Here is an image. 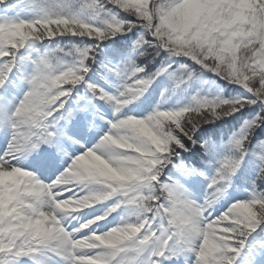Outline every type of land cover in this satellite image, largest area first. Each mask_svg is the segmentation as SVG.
<instances>
[{"label": "snow or ice", "instance_id": "6c2138e0", "mask_svg": "<svg viewBox=\"0 0 264 264\" xmlns=\"http://www.w3.org/2000/svg\"><path fill=\"white\" fill-rule=\"evenodd\" d=\"M135 19L112 17L101 20V0H26L34 17H0V89L7 88L9 74L17 66V53L25 45L56 37H87L97 43L87 47L72 45L77 59L66 63L50 49L31 61L30 73H20L27 90L10 102L0 97V126L10 129L6 149L0 153V264H19L22 258L33 264H46L50 253L65 264H159L167 253L175 256L188 246L194 251V264H236L248 238L264 224V194L233 202L222 214L207 219L204 213L223 195L227 182L240 167L247 144L256 128L264 125V112L245 121L228 142L230 155L220 159L208 183L203 203L189 198L182 178L203 176V172L181 159L199 144L204 153L214 156L217 146L200 142L201 125L238 113L246 105L264 104V0H107ZM8 8L9 0H0ZM99 21V24L97 23ZM139 24L144 29L133 51L148 55V45L156 52L166 50L169 57H187L205 69L242 86L253 99H208L192 97L178 109L159 107L146 117L128 115L110 122V130L91 149L71 158L70 165L53 182H41L32 172L16 166L17 155L45 150L34 157L37 168L55 163L57 152H64L63 137L78 143L76 134H67L61 121L70 122L83 109L66 107L72 90L86 84L93 96L111 102L114 112L138 99L157 77L168 74L174 85L193 79L187 65L169 72L171 64L154 73L137 65L131 57L118 65L102 64L120 82L118 94L85 80L95 62L96 47L107 39L131 31ZM150 35L151 40L145 37ZM27 60L28 57H22ZM256 154L260 177L264 178V141ZM66 154V153H65ZM171 166L176 177L161 182L163 169ZM77 185L96 186L86 194L60 198ZM120 199L105 213L72 232L62 224L60 214L78 210L112 198ZM121 204L132 206L136 222H124L103 233L76 237L106 219ZM199 243L191 248L192 238ZM175 246V247H174ZM264 250V240L248 247Z\"/></svg>", "mask_w": 264, "mask_h": 264}, {"label": "rangeland", "instance_id": "374dc122", "mask_svg": "<svg viewBox=\"0 0 264 264\" xmlns=\"http://www.w3.org/2000/svg\"><path fill=\"white\" fill-rule=\"evenodd\" d=\"M13 4L16 5V7L8 8L5 6H0V17H3L4 15H7L8 17L19 16L20 18H25V19L34 17L35 13L30 7L26 6V0H9V5H13ZM121 36L122 35L115 36L110 39H113V38L117 39V38H120ZM74 38L84 39V41L88 42V44L89 42L94 41V40L88 39L87 37H73L72 38V36H67V37L64 36V37H56L53 40L46 39L42 42H49V41L52 42L56 39L64 40L65 42H70V41H73ZM110 39H107V40H110ZM35 43L36 42L25 45L24 48L18 51L17 66L13 68V71L9 74L10 79L7 82L6 90L0 89V97L6 96L10 102L15 103L16 100H18V98L23 94L22 90L23 92L27 90V84L22 83L20 80V73L21 72L30 73L33 68V64L31 63V61L38 58L39 55H43L45 52L48 51V49L38 50L37 48L34 47ZM75 45L77 47L83 48V46H80L79 44L78 45L75 44ZM63 49L65 51L62 53H58V55L66 63L75 62V60L78 58L77 55L68 54L72 52V46H70L68 49H65V48ZM22 57H28V59L22 60L21 59ZM109 65H112V64H109ZM110 77L116 78L112 73H109V72L98 73L93 67H91V71L87 74V76L85 77V80L89 83L95 84L98 87L104 89L106 92H108L111 95H117L118 88H115L114 85H111L109 81ZM159 77H157L156 80ZM228 84L231 85L235 89L241 88L243 93L246 94V96H248L250 100L253 99L252 94L248 93L247 90L244 89L242 86L232 83L231 81L228 82ZM81 87L82 88L80 89V91H76L75 93H72L71 98L68 100L66 107L75 108L77 106H80L83 110L76 112L74 114V118L70 122L66 123L65 121H61V125L64 126L65 132L67 134H76L79 142L73 144L70 141H67L66 136L63 137L62 139L65 141L64 152L56 153L55 163L50 167L37 168L32 163L34 157L38 156L41 152H44L45 150H47L48 152L54 151L48 146L44 147L42 150L38 149V150L29 152L26 154L25 153L21 154L23 156L22 157L23 161L31 163V169H28V171L34 174V170H37L41 173L39 176L35 175L39 180H41V182H44V183L53 182L62 172H64L67 169V167L70 165L71 158L73 156H75L76 154L80 152H83L85 149H91L97 143H99V141L102 139V136L109 132L110 122H113L117 119L114 113L108 112L107 108H104V106L97 105V103L94 100L93 93L92 92L88 93L87 91L88 87L86 84L82 83ZM150 88L152 87H149L142 96H140L138 99H136L135 101H133L132 103L126 106L129 112L126 113L125 116L132 115L136 117H146V114L142 112L141 107L143 106L144 102L147 99H149L151 95ZM200 98H205V97L201 96ZM237 98L238 96L236 98L232 97L231 99H237ZM257 103H259L260 106L264 109V104H261L259 101H257ZM257 103L246 105L243 109H241L240 112H242V110L244 111L247 110L248 108H250V106L254 107L253 105H256ZM233 115H230V116H233ZM230 116H225V118L230 117ZM248 120L249 119L243 120V124L245 123V121H248ZM238 132H239V128L236 130V135L238 134ZM9 139H10V134H9L7 141H5L4 146L0 147V152H2L4 147H7ZM75 144H79V146H74ZM56 166L58 167L55 168ZM176 174L177 173L172 168L167 167L163 169V174L160 178L161 182L167 183L168 182L167 177L168 176L175 177ZM235 174L232 177H234ZM231 180L232 178L228 182H230ZM182 183L184 184L187 190V195L189 196V198L195 200L198 203L204 202L207 192L201 190L199 181H197L196 176L182 178ZM192 183H193V187H189V185ZM95 188L96 186L85 187L83 185H77L73 187L71 191L64 193L63 196L60 198L70 197L74 194L83 195V194H86L90 190H94ZM230 189L231 187L229 183H227V186L224 188L223 195H221L216 200V202L211 207H209L207 211L204 213V216L207 219H212L213 217L219 216L233 203L231 200H227L228 198L232 199V194L229 195V197H227L229 194L228 191ZM248 191L250 193L251 198L253 195H257L254 193L253 188H248ZM232 193L234 194L235 191H232ZM119 199H120L119 197L112 198L107 201L98 203L94 205L93 207L78 210L71 214H60L62 224L66 227V230H68L69 232H72L73 229L79 228L80 225H82L83 223L89 220H92L96 217L102 216L105 213V211L109 207L113 206ZM131 207L132 206H128L126 204H121V206L117 208L116 211L108 215L106 219L99 220L97 223L90 225L88 229H84L81 232L75 233V236L78 238L81 236H86L89 233H93V232L103 233L107 230H110L112 227L118 226L124 222H136L138 217L133 216L131 214L130 212ZM261 226L262 224L248 238V246H246L241 251L240 255L237 257L236 264H264V250L254 249L251 254H249V251H248V247L254 244L257 240H264V236L262 237L259 236L261 228H262ZM198 243H199L198 238L193 237L191 241V248H195V246ZM45 256H47V258L45 259L46 264H65L64 261L60 260L58 257H55L54 255L50 253L46 254ZM147 258H148V253L142 254L140 257L141 264H143V262L147 260ZM153 259H158L159 264H194L196 256H195L194 251H191L188 246H185L183 250L180 251L175 256L171 255V253L169 252L166 254L165 257H160V258L153 257ZM19 263L20 264L21 263L32 264L33 262L28 258H22Z\"/></svg>", "mask_w": 264, "mask_h": 264}, {"label": "trees", "instance_id": "16d2710c", "mask_svg": "<svg viewBox=\"0 0 264 264\" xmlns=\"http://www.w3.org/2000/svg\"><path fill=\"white\" fill-rule=\"evenodd\" d=\"M101 3L104 4L105 9L101 14V20H110L112 17L121 20L135 19L129 13L118 9L112 4H108L107 0H101ZM97 23L99 24V21H97ZM143 32L144 29L137 24L131 31L118 34L117 36L122 35L120 38H113L100 43L99 46L96 47L95 62L91 64V67L97 72L103 73L107 70L102 67V64L108 63L118 65L128 57H131L137 65L144 67L145 72L148 74L154 73L165 64H171L169 72L179 69L180 65H187L189 70L193 73V79L187 82L186 85H181L179 87L175 86L174 82L169 79L168 74H164L154 81L155 83L150 92L151 95L141 107L142 112L145 113L146 116L151 114L158 107L165 110L185 107L192 102V97L196 95L208 99L225 98L230 100L232 97L236 98L238 96L237 99L243 98L245 100H250L242 91L229 85L228 82H230V80L204 69L202 65H198L190 59L183 58V56L169 57L166 50L161 49L159 52H156L153 47H149L148 45H145L143 49H141L147 51L148 55H137L133 51V47ZM145 38L147 40L152 39L150 35ZM96 43L97 42L93 41L88 44V42L80 38H74L73 41L70 42L56 39L52 42H36L34 47L38 50H49L61 47L62 49H68L75 44L87 47L95 45ZM110 83L116 88H118L120 84L117 78L110 79ZM81 88V85H78L72 92L75 93L76 91H80ZM87 90L91 93L88 88ZM95 101L97 104L99 103L107 107L108 111L113 112L117 119L126 117L125 114L129 112L125 106L121 113L116 114L112 103L100 100L96 97ZM253 106L254 107L250 106L247 110H242V112L234 114L233 116L223 117L212 123L201 125L196 136L199 137L200 142L207 140L217 146V153L214 156L204 153L203 150L199 148V144L193 148L191 152L182 153L181 159L203 172V176L197 175L202 189L209 191L207 186L211 177L216 173L218 167L217 162L230 155L231 149L228 142L233 135H236V130L238 128L240 130L243 120H251L257 114L264 112V109L259 103ZM261 141H264V125L256 128L249 139L247 144V155H245L238 168L232 183L233 188L236 190L232 202L251 199L249 191L243 188L245 185L253 188L254 193L257 195L264 194V178H261L259 175L261 165L256 155L260 150L259 144ZM168 167L171 168L170 165ZM242 184H244L243 187ZM259 236H264V224H262Z\"/></svg>", "mask_w": 264, "mask_h": 264}, {"label": "bare ground", "instance_id": "6f19581e", "mask_svg": "<svg viewBox=\"0 0 264 264\" xmlns=\"http://www.w3.org/2000/svg\"><path fill=\"white\" fill-rule=\"evenodd\" d=\"M22 93H23V90H22ZM9 134H10V130L9 128H6V127H1L0 126V147H3L4 144H5V141H7L8 137H9ZM74 144V143H73ZM72 144V145H73ZM47 145H42L39 150H42L44 147H46ZM74 146H79V144H75ZM6 149V147L3 148L2 152ZM0 152V153H2ZM39 153V152H38ZM22 154V153H21ZM21 154H18L17 155V159L14 161V163L16 164V166H19V167H22L23 169H31V163H28V162H25L23 161L22 159V155ZM74 157V156H73ZM58 166H56L55 168H57ZM41 173L37 170H34V175H40ZM67 193V192H65ZM47 256L44 257V259H46ZM20 264V263H19ZM21 264H24V263H21ZM33 264V263H32Z\"/></svg>", "mask_w": 264, "mask_h": 264}, {"label": "water", "instance_id": "95a60500", "mask_svg": "<svg viewBox=\"0 0 264 264\" xmlns=\"http://www.w3.org/2000/svg\"><path fill=\"white\" fill-rule=\"evenodd\" d=\"M241 90V88H239Z\"/></svg>", "mask_w": 264, "mask_h": 264}]
</instances>
